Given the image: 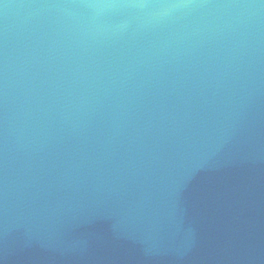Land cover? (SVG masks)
Segmentation results:
<instances>
[{
  "label": "water",
  "instance_id": "1",
  "mask_svg": "<svg viewBox=\"0 0 264 264\" xmlns=\"http://www.w3.org/2000/svg\"><path fill=\"white\" fill-rule=\"evenodd\" d=\"M0 264H264V0H0Z\"/></svg>",
  "mask_w": 264,
  "mask_h": 264
}]
</instances>
